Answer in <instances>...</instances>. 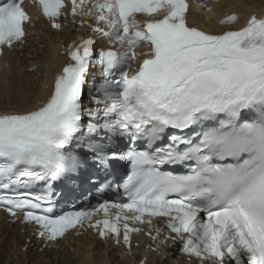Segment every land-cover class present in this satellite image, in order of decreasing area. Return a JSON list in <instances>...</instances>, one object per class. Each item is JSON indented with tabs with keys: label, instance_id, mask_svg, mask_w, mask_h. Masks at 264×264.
Wrapping results in <instances>:
<instances>
[{
	"label": "snow or ice",
	"instance_id": "1",
	"mask_svg": "<svg viewBox=\"0 0 264 264\" xmlns=\"http://www.w3.org/2000/svg\"><path fill=\"white\" fill-rule=\"evenodd\" d=\"M23 2H0V55L24 40ZM33 2L59 30L65 0ZM69 2L74 17L89 4L107 46L69 44L46 102L0 113V207L48 242L87 228L128 248L141 231L130 225L148 224L150 240L179 242L198 264H264V18L210 34L189 25L187 0ZM138 48L145 58L130 74ZM113 162L130 167L115 188ZM89 169L105 175L93 180L97 203L63 207L65 187ZM119 189L120 201L101 202ZM160 218L169 235L158 240Z\"/></svg>",
	"mask_w": 264,
	"mask_h": 264
},
{
	"label": "bare ground",
	"instance_id": "2",
	"mask_svg": "<svg viewBox=\"0 0 264 264\" xmlns=\"http://www.w3.org/2000/svg\"><path fill=\"white\" fill-rule=\"evenodd\" d=\"M34 6L32 2L26 4V8L30 11ZM205 8L209 12H205ZM70 11L71 7L67 5L61 10V14L67 13L71 19ZM88 11L89 5L84 4L79 14L84 17L83 15ZM263 12L264 0H192L190 9L192 18L209 27L213 34L236 30L243 26L248 18ZM232 15L237 17L239 23L234 25L220 23ZM33 17L35 19L37 17L36 30L43 29L40 36L45 38L46 47L37 58L40 60L38 69L30 73L27 69L31 66L32 60L26 59L28 51H18L26 41L15 44L0 58V86L3 84L5 87L0 90V113H23L35 110L46 102L51 94L53 79L59 67L65 63V58L60 55L61 51L66 52L68 45L75 41L90 38L84 36V33L71 34L53 29L51 22L44 20L38 12H35ZM84 19L80 20L82 30L86 27L83 21L87 19ZM95 25L97 27L98 24ZM34 27H30L28 22L25 35L31 34ZM67 29H71L70 26ZM104 43L107 46V42ZM88 79L100 82L101 77L98 71H93ZM90 87L91 85H86L84 89L85 104L90 96ZM137 225L132 227H138ZM146 226L147 224H142V227H139L140 232L130 234L131 243L128 248L112 238L101 240L93 230L87 228L79 232L75 230L66 240L47 244L45 240L38 239L33 234L31 227H23L19 222H13L11 218H2L0 214V264H42L43 262L45 264H141V261L143 264H198L194 257L181 254L179 242L173 244L171 241H166L158 244L150 240L146 235L148 232ZM161 233H164L162 229ZM159 239L161 238L158 237Z\"/></svg>",
	"mask_w": 264,
	"mask_h": 264
},
{
	"label": "rangeland",
	"instance_id": "3",
	"mask_svg": "<svg viewBox=\"0 0 264 264\" xmlns=\"http://www.w3.org/2000/svg\"><path fill=\"white\" fill-rule=\"evenodd\" d=\"M205 10H204L205 12H207V11L209 12V10H207L206 8H205ZM83 16L85 17V19H87V21H85V22L83 21V24L86 26L84 30H82L83 28L81 27V23H80V20L84 19V17H81V15H76L75 17L72 16V18H71L72 20L66 14L61 15L60 18L58 19L59 20L58 23H60L61 25L64 24V26H61L59 31L64 32V33H66L65 31H67V33H71V34H75L76 33V34H79V35H82L84 33L85 34L84 36H88V37L98 36L96 33H94L92 31V27L96 24L95 16L94 15L93 16H86V14L83 15ZM73 19H75V20H73ZM68 20H70V21H68ZM33 22H34L33 24L35 26L34 27L35 29L33 28L31 30L32 31L31 34L28 33V35L30 34V36H28L26 34V36H25V38L23 40L24 42L26 41V44H24L22 47L18 48V51H20V52L21 51L23 52L25 50L28 51V55L26 56V59L32 60L31 61V66L28 67V69H27V72H29V73L30 72H34L35 70L38 69V67H39V63L38 62H40V60H37V58H39V56L41 55V53L44 51V49L46 47V41L44 40L45 38L43 36H40V33H42L41 30H43V29L40 28L39 31H37L36 30L37 20H34ZM69 22H70V25H68ZM100 25H102V24L97 25V27H101ZM67 26L68 27L70 26L71 29H67L68 28ZM64 27H65L66 30L64 29ZM95 27H96V25H95ZM93 33H94V35H92ZM4 88H5L4 85L1 84L0 90L1 89L3 90ZM84 100H85V97H83V101ZM90 103H91V101L89 100V97H88L86 99V104L90 105ZM42 264H45V262H43Z\"/></svg>",
	"mask_w": 264,
	"mask_h": 264
}]
</instances>
